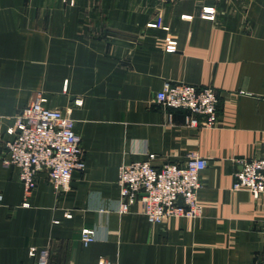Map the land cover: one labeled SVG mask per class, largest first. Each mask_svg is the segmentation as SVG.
Segmentation results:
<instances>
[{
	"label": "crops",
	"instance_id": "0c3cea01",
	"mask_svg": "<svg viewBox=\"0 0 264 264\" xmlns=\"http://www.w3.org/2000/svg\"><path fill=\"white\" fill-rule=\"evenodd\" d=\"M166 82L212 86L218 125L157 103ZM37 95L74 120L86 168L60 191L40 173L25 197L2 158ZM189 154L206 160L200 217L119 212L121 164ZM250 158H264V0H0V264H34L30 248L48 264H264V192L232 188Z\"/></svg>",
	"mask_w": 264,
	"mask_h": 264
},
{
	"label": "built area",
	"instance_id": "2783aa9c",
	"mask_svg": "<svg viewBox=\"0 0 264 264\" xmlns=\"http://www.w3.org/2000/svg\"><path fill=\"white\" fill-rule=\"evenodd\" d=\"M214 9V5L203 6L201 16L213 19ZM155 100L165 108L184 110V124L190 128L215 127L219 123V95L212 86L166 82L156 92ZM45 102L44 97L37 95L21 108L7 130L12 137L5 143L2 164L18 169L25 197L35 188L40 173L46 175L54 190L60 191L68 186L73 172L86 168L80 136L73 129L74 120ZM239 163L232 188H245L253 198H258L264 192V158L243 159ZM205 167L206 160L194 154H189L182 164L166 163L159 168L150 160L121 164L117 176L119 212L139 201L141 212L152 223L172 217H200L202 206L197 191ZM80 240L84 245L91 242L93 231L82 229ZM28 254L35 258L34 264H48L46 249L30 248ZM97 264L114 263L101 259Z\"/></svg>",
	"mask_w": 264,
	"mask_h": 264
},
{
	"label": "water",
	"instance_id": "95a60500",
	"mask_svg": "<svg viewBox=\"0 0 264 264\" xmlns=\"http://www.w3.org/2000/svg\"><path fill=\"white\" fill-rule=\"evenodd\" d=\"M180 203V201H178Z\"/></svg>",
	"mask_w": 264,
	"mask_h": 264
}]
</instances>
